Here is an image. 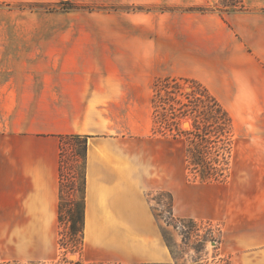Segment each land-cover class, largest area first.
I'll list each match as a JSON object with an SVG mask.
<instances>
[{
	"label": "crops",
	"instance_id": "1",
	"mask_svg": "<svg viewBox=\"0 0 264 264\" xmlns=\"http://www.w3.org/2000/svg\"><path fill=\"white\" fill-rule=\"evenodd\" d=\"M62 1L128 2L0 0V264H60L59 141L69 135L88 137L77 264H168L150 199L172 192L170 135L155 130L148 107L155 82L167 77L157 70L174 62L218 99L233 100L236 120L256 113L251 100L264 113V28L236 22L253 37L251 52L230 37L226 50L193 53L157 44L122 15L37 8ZM258 222L237 244L244 264H264Z\"/></svg>",
	"mask_w": 264,
	"mask_h": 264
},
{
	"label": "rangeland",
	"instance_id": "2",
	"mask_svg": "<svg viewBox=\"0 0 264 264\" xmlns=\"http://www.w3.org/2000/svg\"><path fill=\"white\" fill-rule=\"evenodd\" d=\"M127 1L77 6L86 7L79 11L89 12L87 8H90L91 12L122 15L125 21L134 22L141 29L147 28L157 44L166 42L173 48L182 47L193 53L213 51L219 46L226 50L230 37H235L239 46L243 45L241 51L251 52L253 37L245 35L249 33L246 29L238 30L236 22H243V27L247 28L250 23L246 24L245 21L251 19L264 28V0ZM118 18L117 22L121 23V16ZM163 35L165 37L160 39ZM259 38L257 43H260ZM157 73L177 84L178 90L172 96L179 103L174 105L175 109L188 102L186 95L189 93V81H194L207 89L223 106L233 123L226 180L222 183H201L187 169L188 142L184 133L192 130L191 123L189 119L180 120L178 136L175 132L170 134L167 129L171 119L168 112L170 103L165 102L164 91L156 96L153 87L152 98L148 101V107L150 109L151 104L153 111L152 123L156 125L157 132L170 135L171 139L172 192L150 197L161 238L163 242L165 238L171 249L172 259L168 264H232V260L244 264L246 254L239 253L237 244L243 240L245 230L258 231V221H264V113L259 112V100H251L256 113H241L236 120L229 110L233 100L218 99L201 81L178 73L174 62L158 69ZM60 146L59 141V154ZM62 148V172L64 179L73 183V192L64 189V210L58 229V245L63 258L57 263L77 264L83 240L77 237L75 240L78 243L74 245L75 240L69 234L71 222L66 212L69 208L68 200L78 199L75 190L80 184L77 174L81 173L82 163L73 156L79 150L78 147L71 143L62 145ZM208 159L213 160L215 157L211 154ZM249 221L252 223L247 224ZM249 225L252 227L244 228Z\"/></svg>",
	"mask_w": 264,
	"mask_h": 264
},
{
	"label": "trees",
	"instance_id": "3",
	"mask_svg": "<svg viewBox=\"0 0 264 264\" xmlns=\"http://www.w3.org/2000/svg\"><path fill=\"white\" fill-rule=\"evenodd\" d=\"M46 12L54 11H79L86 7H79L68 2H59L52 6H38ZM89 12L92 10L87 8ZM188 82V81H184ZM173 83L174 85H170ZM189 93L186 95L188 101L185 105H180L175 109L174 105H179L175 98L172 97L177 92L178 87L174 80L169 78L159 79L154 84L156 96L160 91L166 94L165 102L170 103L168 112L171 116L168 132L176 133V137L180 133L177 129L178 122L182 119H189L191 131L184 133L187 137L188 146L186 149L187 169L191 175L198 179L201 183H222L226 180L228 174V156L231 149V132L233 123L228 112L223 106L209 94L207 89L200 84L189 81ZM164 105V104H163ZM165 106V105H164ZM164 110V109H163ZM165 111V110H164ZM164 113H167L165 111ZM172 128V129H170ZM87 141L88 137L69 135L60 137V154H59V205H58V222L61 223L64 210V189L68 188L73 192V183L68 179H64L62 172L63 163V148L64 144H74L79 150L73 155L81 163V173L77 174L79 186L75 192L78 194V199L68 200L69 208L66 215L69 218L71 225L69 234L72 239L83 240L84 230V210H85V183H86V158H87ZM226 153V154H224ZM213 154L215 159L209 160L208 156ZM73 179V177H72ZM73 240V241H74ZM164 242L168 250L170 246L164 238ZM74 245L78 240L74 241ZM171 253V251H170ZM17 264V263H3Z\"/></svg>",
	"mask_w": 264,
	"mask_h": 264
}]
</instances>
